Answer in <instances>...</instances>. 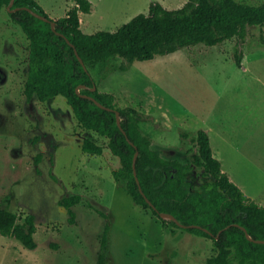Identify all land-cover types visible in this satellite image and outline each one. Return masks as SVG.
<instances>
[{
    "label": "rangeland",
    "instance_id": "1",
    "mask_svg": "<svg viewBox=\"0 0 264 264\" xmlns=\"http://www.w3.org/2000/svg\"><path fill=\"white\" fill-rule=\"evenodd\" d=\"M92 10L80 12L86 32L116 30L153 0H91ZM178 8L187 0H158ZM54 19L76 0H38ZM242 44L244 64L235 59L238 39L216 45L199 43L136 60L127 70L103 73L113 62L91 64L103 92L113 93L120 106H134L145 114L140 122L152 147L168 159L189 163L196 145L180 129L219 123L238 114L243 124L259 128L264 120V47L260 30ZM30 41L21 26L3 9L0 18V201L16 211L20 221L36 217V248L0 233V264H96L107 221L111 224L109 264H207L216 255L214 239L170 222L163 224L152 209L137 204L126 189L123 175L115 179L121 159L108 138L80 125L63 95L46 101L28 100ZM231 119V118H229ZM86 137L104 146L101 154L83 150ZM261 164H240L229 153L235 182L245 194L264 203V140H255ZM226 149L229 144L222 143ZM229 151V149H228ZM233 163V164H232ZM200 167L197 168V170ZM230 175V174H229ZM203 180L201 174L197 182ZM81 194L74 205L75 221L60 200ZM252 199V198H251ZM254 200V199H253ZM97 209L104 210L108 217Z\"/></svg>",
    "mask_w": 264,
    "mask_h": 264
},
{
    "label": "trees",
    "instance_id": "2",
    "mask_svg": "<svg viewBox=\"0 0 264 264\" xmlns=\"http://www.w3.org/2000/svg\"><path fill=\"white\" fill-rule=\"evenodd\" d=\"M0 0V18L6 8L30 41L29 73L25 84L28 100L46 101L57 95L66 97L80 125L108 138V146L122 162L114 170L116 180L123 175L133 200L152 209L163 224L171 223L195 234L210 237L218 246L207 264H264V205L248 197L214 156L208 132L180 129L184 139L197 147L189 163L168 159L152 147V138L143 132L140 122L147 119L134 106H120L115 95L101 91L90 65L121 57L105 70H127L136 60H148L176 50L205 43L216 45L236 37L235 59L243 64L242 44L260 30L258 43L264 47V0H187L178 8H168L153 0L149 11L140 12L116 30L86 32L80 12L92 10L91 0H76L66 15L52 18L38 0ZM29 7L55 21V28L33 14ZM78 51V53L76 52ZM81 56L86 64L82 63ZM97 101L106 105L102 107ZM110 107V108H108ZM120 113V123L117 117ZM83 150L101 154L104 146L86 137ZM139 151L134 173V155ZM200 169L197 170V168ZM201 174L203 180L197 182ZM143 188L144 193L141 191ZM146 196L150 198L151 205ZM82 195L75 193L60 200L75 221L74 205ZM98 212L108 217L102 209ZM161 212L173 214L182 227ZM36 217L29 213L20 221L16 211L0 201V233L18 238L26 247L36 248ZM111 224L106 222L96 264H109ZM248 234L252 237L250 238Z\"/></svg>",
    "mask_w": 264,
    "mask_h": 264
},
{
    "label": "crops",
    "instance_id": "3",
    "mask_svg": "<svg viewBox=\"0 0 264 264\" xmlns=\"http://www.w3.org/2000/svg\"><path fill=\"white\" fill-rule=\"evenodd\" d=\"M244 62L243 60V64ZM245 120L246 118L242 119L238 114L233 113L228 119L224 117L218 118L215 123L218 121L219 123L214 127L210 125L202 127L210 136L214 156L221 161L223 171L227 172L228 175L230 174L229 176L234 182L236 179L232 171L225 166L230 164H228L229 153L233 156V160H239L242 165L261 164L258 152H260L259 150L262 147L257 150L254 146L256 143L254 142L256 139L260 140V138L264 140V120L259 123V125L263 126L255 129L243 124ZM222 143L229 144V146L225 149ZM255 197L251 196L256 202L264 205V203L262 204L260 201H257Z\"/></svg>",
    "mask_w": 264,
    "mask_h": 264
},
{
    "label": "water",
    "instance_id": "4",
    "mask_svg": "<svg viewBox=\"0 0 264 264\" xmlns=\"http://www.w3.org/2000/svg\"><path fill=\"white\" fill-rule=\"evenodd\" d=\"M13 2H14V0H11V2H10V4H9L8 8H9L10 10L18 9L19 7L14 8V9L11 8V5L13 4ZM26 8L29 9V10H30L33 14H35L36 16H38V17H40V18H42V19H44V20H46V21H50L51 24H52V26L55 28V21H54V20H50L47 16H45V15H43V14H41V13H39V12H37V11H35V10L29 8V7H26ZM76 52L78 53L77 50H76ZM79 58H80V60L82 61V63L86 66V64H85V62H84V60H83V58H82L81 56H79ZM96 88H97V85H95V86L93 87V89H96ZM90 97L93 98V99H95L93 96H90ZM95 100H96V99H95ZM96 102H97L99 105H101L102 107H107L106 105L100 103V102L97 101V100H96ZM108 108H110V107H108ZM116 113H117V117H118L119 124H121V123H120V113H119V111H117ZM138 154H139V151H136V153H135V155H134L133 166H134V173H135V175H136V179H137L138 183L140 184V180H139V177H138V175H137V170H136V161H137ZM140 188H141V191L144 193V195H146L145 192H144V190H143V188L141 187V185H140ZM146 198H147L148 202H149L151 205L154 206V204H153V202L150 200V198H148L147 196H146ZM161 215L164 216V217H166V218H172V219H174V220H175L180 226H182V227L195 226V224H191V225L182 224V223L179 222V220H178L173 214H171V213L161 212ZM248 236H249L250 238H252L249 234H248ZM255 240L258 241V242H264V239H255Z\"/></svg>",
    "mask_w": 264,
    "mask_h": 264
}]
</instances>
